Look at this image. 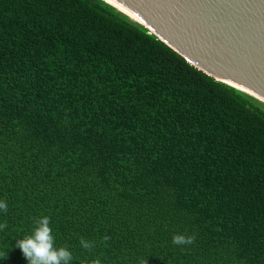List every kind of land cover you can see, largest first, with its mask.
Returning a JSON list of instances; mask_svg holds the SVG:
<instances>
[{
  "label": "trees",
  "instance_id": "trees-1",
  "mask_svg": "<svg viewBox=\"0 0 264 264\" xmlns=\"http://www.w3.org/2000/svg\"><path fill=\"white\" fill-rule=\"evenodd\" d=\"M0 200V264L45 215L72 264H264V111L100 0H0Z\"/></svg>",
  "mask_w": 264,
  "mask_h": 264
},
{
  "label": "water",
  "instance_id": "water-1",
  "mask_svg": "<svg viewBox=\"0 0 264 264\" xmlns=\"http://www.w3.org/2000/svg\"><path fill=\"white\" fill-rule=\"evenodd\" d=\"M264 111V0H101Z\"/></svg>",
  "mask_w": 264,
  "mask_h": 264
},
{
  "label": "clouds",
  "instance_id": "clouds-1",
  "mask_svg": "<svg viewBox=\"0 0 264 264\" xmlns=\"http://www.w3.org/2000/svg\"><path fill=\"white\" fill-rule=\"evenodd\" d=\"M0 211L7 212L8 205L6 200H0ZM35 228L31 235L26 236L22 240L16 241V247L22 250L24 257L28 260V264H72L73 255L68 245L62 247L55 246V238L53 236V228L49 216H42L34 220ZM7 228V222L0 223V231ZM103 241L110 240V236L105 235ZM175 245H191L195 242V236H186L176 234L172 238ZM80 245L83 249L91 252L96 247V242L88 240L84 237L80 238ZM4 258V257H0ZM80 264H103L100 257H85ZM141 264H145L141 261Z\"/></svg>",
  "mask_w": 264,
  "mask_h": 264
},
{
  "label": "bare ground",
  "instance_id": "bare-ground-1",
  "mask_svg": "<svg viewBox=\"0 0 264 264\" xmlns=\"http://www.w3.org/2000/svg\"><path fill=\"white\" fill-rule=\"evenodd\" d=\"M101 1V0H100ZM103 2V1H102ZM104 3V2H103ZM106 4V3H105ZM125 17V16H124Z\"/></svg>",
  "mask_w": 264,
  "mask_h": 264
}]
</instances>
